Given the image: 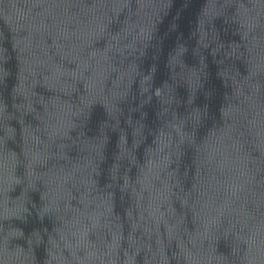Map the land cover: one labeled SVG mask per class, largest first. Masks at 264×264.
<instances>
[{
  "label": "water",
  "instance_id": "water-1",
  "mask_svg": "<svg viewBox=\"0 0 264 264\" xmlns=\"http://www.w3.org/2000/svg\"><path fill=\"white\" fill-rule=\"evenodd\" d=\"M0 264H264V0H0Z\"/></svg>",
  "mask_w": 264,
  "mask_h": 264
}]
</instances>
